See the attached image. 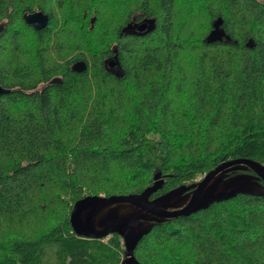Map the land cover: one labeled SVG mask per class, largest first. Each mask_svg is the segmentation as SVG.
Here are the masks:
<instances>
[{
    "label": "trees",
    "instance_id": "16d2710c",
    "mask_svg": "<svg viewBox=\"0 0 264 264\" xmlns=\"http://www.w3.org/2000/svg\"><path fill=\"white\" fill-rule=\"evenodd\" d=\"M185 1L184 16L179 0H0V86L12 89L0 94V264H120L118 234L73 232L75 201L140 193L156 171L151 197L224 160L264 165V0ZM34 11L48 16L41 30L23 19ZM217 18L235 44L208 41ZM144 19L150 31L125 34ZM114 49L121 77L104 65ZM78 60L85 71L70 69ZM239 172L254 175L227 176ZM134 255L264 264V196L156 222Z\"/></svg>",
    "mask_w": 264,
    "mask_h": 264
},
{
    "label": "water",
    "instance_id": "95a60500",
    "mask_svg": "<svg viewBox=\"0 0 264 264\" xmlns=\"http://www.w3.org/2000/svg\"><path fill=\"white\" fill-rule=\"evenodd\" d=\"M24 21L35 30L43 29L48 23L47 14L34 11L23 15ZM221 18L213 23V28L208 35V41L229 39L219 27ZM138 34L143 35L153 28V22L144 19L136 23ZM129 26V25H128ZM109 63L113 70H108L116 77L123 75L115 53L111 58L104 60V65ZM86 63L82 60L71 64L70 69L83 72ZM61 76H53L47 81L39 83L34 89L27 90V94L35 91L42 92L44 88L59 85ZM10 88L0 86V94L11 91ZM249 168L254 175L239 173L227 176L228 172ZM264 165L257 161L243 158L230 159L220 162L217 166L197 182L185 186L180 185L163 194L151 197L161 189L164 178L159 171L154 173V182L140 193L126 195H88L74 202L70 211L69 222L73 232L81 237L101 239L110 234H118L123 242L124 257L120 264H139L134 255L135 247L140 239L146 235L154 223L168 218L188 216L197 211L208 208L214 202H221L233 198L239 193L264 196ZM191 189L190 193H185Z\"/></svg>",
    "mask_w": 264,
    "mask_h": 264
},
{
    "label": "flooded vegetation",
    "instance_id": "af4514ba",
    "mask_svg": "<svg viewBox=\"0 0 264 264\" xmlns=\"http://www.w3.org/2000/svg\"><path fill=\"white\" fill-rule=\"evenodd\" d=\"M124 32H125V34H131V35H136V34H138V30H137V25H136V23H133V24H130L129 26L127 25L124 29ZM114 52H115V49H114ZM114 54H112V56H113ZM112 56H110V57H108V58H111ZM108 58H106V59H108ZM105 67L108 69V70H113L115 67H111L110 65H109V63H106V65H105ZM232 172V171H231ZM229 173V172H228ZM240 173V172H239ZM239 173H235V174H239ZM234 174V175H235ZM258 181L261 183V184H263L264 185V181L262 180V179H258Z\"/></svg>",
    "mask_w": 264,
    "mask_h": 264
},
{
    "label": "rangeland",
    "instance_id": "374dc122",
    "mask_svg": "<svg viewBox=\"0 0 264 264\" xmlns=\"http://www.w3.org/2000/svg\"><path fill=\"white\" fill-rule=\"evenodd\" d=\"M187 1H185V0H179V3H180V5H181V8H180V11H181V14L180 15H183L184 14V10L185 11H190L188 8H185L184 7V4L186 3ZM191 10H192V8H191ZM184 16H185V14H184ZM189 22H191V23H193V24H196V23H194V21H193V19H189ZM201 26L203 27V25H202V23H201ZM55 76H60V75H55ZM53 77V76H52ZM40 83H42V82H40ZM204 175H202V176H197L196 178H195V180L194 181H199L202 177H203Z\"/></svg>",
    "mask_w": 264,
    "mask_h": 264
}]
</instances>
